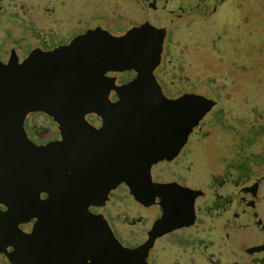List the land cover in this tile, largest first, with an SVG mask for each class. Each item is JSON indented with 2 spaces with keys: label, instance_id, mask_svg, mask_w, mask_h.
Listing matches in <instances>:
<instances>
[{
  "label": "water",
  "instance_id": "1",
  "mask_svg": "<svg viewBox=\"0 0 264 264\" xmlns=\"http://www.w3.org/2000/svg\"><path fill=\"white\" fill-rule=\"evenodd\" d=\"M140 1L147 19L123 35L96 28L20 63L0 61V256L10 264H147L154 240L168 231L162 219L143 245L125 248L89 209L104 206L119 183L150 205L151 167L176 157L213 108L197 95L166 99L154 72L167 24L208 17L221 0ZM124 73L133 79L117 85ZM33 113L56 124L60 139L32 143L24 121Z\"/></svg>",
  "mask_w": 264,
  "mask_h": 264
},
{
  "label": "rangeland",
  "instance_id": "2",
  "mask_svg": "<svg viewBox=\"0 0 264 264\" xmlns=\"http://www.w3.org/2000/svg\"><path fill=\"white\" fill-rule=\"evenodd\" d=\"M70 1L73 6L66 0H12L11 4H23L24 8L0 12L2 49H14L20 55L24 45H37L29 31L31 26L37 31L51 29L56 36H64L74 25L78 30L99 26L119 35L147 18L142 6L133 0ZM244 1L234 13L230 10L232 3H227L209 19L175 20L167 26L163 63L154 74L161 90L178 94L193 89L207 98L220 97L216 108L201 120L190 137L189 147L197 143L201 131L204 135L200 143L203 153H194V170H206L200 162L204 154L233 160L253 172H264V0ZM3 2L8 4L7 0ZM6 11H12L13 16L9 17ZM28 50L24 48L23 54ZM86 120L92 122L95 118ZM30 127L34 137L41 140L57 134L56 124L41 113L26 118L24 130L29 140ZM126 210L132 212L127 201L113 206L114 214ZM119 242L123 247H132L122 239ZM159 246L165 244L161 242ZM0 264L5 263L0 260Z\"/></svg>",
  "mask_w": 264,
  "mask_h": 264
},
{
  "label": "flooded vegetation",
  "instance_id": "3",
  "mask_svg": "<svg viewBox=\"0 0 264 264\" xmlns=\"http://www.w3.org/2000/svg\"><path fill=\"white\" fill-rule=\"evenodd\" d=\"M3 1L0 0V12L7 8L19 7L20 10L24 8L23 4H11L12 0H7L6 5ZM133 1L139 3L147 14L140 0ZM66 2L74 5L70 0ZM243 2L245 1L221 0L215 11L208 17H201L197 14L180 16L170 21L167 26L175 20L209 19L218 7L227 3H232L230 10L233 12L238 5L242 7ZM58 11L59 9H56L54 12L56 16L59 15ZM6 13L9 17L13 16L12 11H6ZM55 17H53L54 20ZM96 28L102 29L96 26L78 30L74 25L69 27L64 36H56L51 29L37 31L31 26L30 34L38 41V44L34 47L24 45L20 48L21 53L18 55L14 49L3 50L2 42H0V61L6 63L11 57H15L20 63L33 50L43 52L54 50L69 44L75 37L86 31ZM122 33L113 36L123 35ZM166 35L167 27L165 38ZM14 42L16 43L15 40ZM26 47L29 50L23 54ZM163 51L162 48L161 60L155 70L156 73L163 63ZM125 74L117 76V78L123 76V79L116 80L117 85L125 84L134 77L133 73L129 76ZM162 94L169 100L185 95L202 96L214 102L209 112L216 108L218 98H220H207L193 89H187L178 94H169L162 90ZM110 100L116 101L113 93L110 94ZM92 117L95 121L88 123L95 129H99L100 120L95 116ZM195 128L188 135L186 143L176 157L151 167L150 180L153 186L150 193V205L140 204L129 194L126 185L119 183L113 185L114 188L108 193L104 206L91 207L89 211L104 218L119 244L120 239L131 243L132 247L129 249L143 245L153 226L164 219L168 231L154 240L145 259L147 264H264V172H253L244 165H237L233 160L225 161L221 159L222 157H206L204 154L200 162L206 170H194L197 166L194 153L195 151L203 153L204 149L203 144L200 145L204 137L202 131L198 134L197 143L189 147L190 137ZM29 130L32 131L30 141L37 146L60 139L58 130L57 134L48 140L35 138L33 128L30 127ZM41 198L44 199L45 195ZM122 201L129 203L132 212L126 210L123 214H114L113 206ZM33 223L34 221H31L21 226L20 229L29 233ZM161 242L165 244L164 247L159 246ZM7 252H11V249ZM0 260L5 264H10L6 258L1 256Z\"/></svg>",
  "mask_w": 264,
  "mask_h": 264
},
{
  "label": "trees",
  "instance_id": "4",
  "mask_svg": "<svg viewBox=\"0 0 264 264\" xmlns=\"http://www.w3.org/2000/svg\"><path fill=\"white\" fill-rule=\"evenodd\" d=\"M131 73H126L125 76H129Z\"/></svg>",
  "mask_w": 264,
  "mask_h": 264
}]
</instances>
